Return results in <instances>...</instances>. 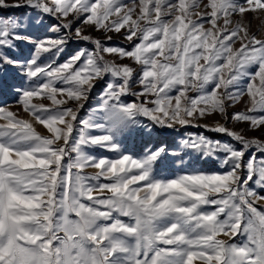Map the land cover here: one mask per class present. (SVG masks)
I'll return each instance as SVG.
<instances>
[{"label": "snow or ice", "instance_id": "6c2138e0", "mask_svg": "<svg viewBox=\"0 0 264 264\" xmlns=\"http://www.w3.org/2000/svg\"><path fill=\"white\" fill-rule=\"evenodd\" d=\"M11 8L32 9L35 24L49 17L48 30L64 35L37 39L24 19L0 15V91L32 118L0 106V264H264V39L244 24L264 14V0H0ZM77 21L132 47L107 46L73 29ZM73 40L94 48L57 64ZM21 43L32 45L27 58ZM125 59L132 64L117 62ZM97 81L100 102L83 118ZM244 96L246 110L230 114ZM212 114L224 123L203 127L231 141L200 135L182 145L222 154V171L165 179L157 165L173 154L166 144L145 145L142 157L122 149L121 138Z\"/></svg>", "mask_w": 264, "mask_h": 264}, {"label": "rangeland", "instance_id": "374dc122", "mask_svg": "<svg viewBox=\"0 0 264 264\" xmlns=\"http://www.w3.org/2000/svg\"><path fill=\"white\" fill-rule=\"evenodd\" d=\"M16 0H9V3H15ZM22 2V0H21ZM125 4L131 5L132 0H123ZM138 2V0H137ZM205 3L208 0H204ZM203 11V7L201 8ZM0 15L5 17H15L17 19H24L27 23L28 27L26 31L31 33L34 38L43 39L44 37H52V38H59L60 36L64 35L63 32L56 33L48 30V26L53 24L54 21L47 16L43 17L41 24H35L32 21L36 17V13L33 12L32 9L29 8H11L0 10ZM115 18V17H113ZM239 19V17H236ZM245 26L249 27L250 32L252 34L257 35V38L264 39V14H256L255 16L252 13H248L244 18ZM75 27H81V30L84 34L90 35L93 38L100 39L105 45L107 46H122L126 48H131L132 45L126 41L121 34H116L113 32L105 34L103 31H97L94 27L89 25H83L80 21H77L73 29ZM107 36H112V39L109 41L107 40ZM20 47V56L22 58H27L30 53L32 52V45L30 44H23L19 45ZM234 47H239V43L234 45ZM80 48H94V45L89 42L84 41H69L66 50L62 53L57 59L56 63H63L68 56L75 54ZM107 59H113L111 56H106ZM118 63H126L132 64L131 61L125 59L123 61L117 60ZM133 67H137L136 65H132ZM250 71L255 72L256 68L253 67ZM15 83L19 86L22 83V78L15 77ZM60 85H58L59 87ZM104 88V81H97V86L93 89L88 102L85 104L84 108L80 112V116L83 118H87L89 113L97 107L100 102V97L102 94V90ZM175 94V93H173ZM192 95V93H190ZM59 98V97H58ZM134 97H127L126 100L131 102ZM17 95L11 91H0V106H8L10 110L17 112L20 117L24 119L31 120L32 118L29 116L28 113H25L22 109V106L17 104ZM34 103H44L45 105L50 104L51 102L46 98L43 100L37 99ZM69 106L75 107V105L69 101ZM248 106V97L244 96L240 103L235 105L232 108H229V113L236 111H244ZM144 123H149L146 118H141ZM34 127L36 128L37 132L42 135H50L47 130L42 126L32 121ZM217 122L224 123L223 118L219 114H212L206 116L205 118L194 120L192 125L186 127L177 126V129H160L154 130L153 135L148 137L146 135L141 134H133L127 136L122 139V149L125 151L126 154H130L133 157H142L144 154L145 145L151 144L152 148L159 146L160 144H166L168 149L171 151V155L165 157L162 164L157 165L158 174L161 178L170 179L174 176L180 175L184 172H191V171H203V172H216L222 171L221 168V160L222 154L220 156L209 158L204 157L197 152L190 150L182 145V141L186 139H195L196 137L203 135L213 141H221V142H228L231 141V138L216 133L213 131H209L207 128L203 127V125H208L210 127H215ZM195 125H200L197 127ZM228 126L233 128L236 131H242V134H245L247 137H261V132L257 130H248V125L244 123H237L234 121L229 120ZM73 135H76L75 133ZM264 138V137H261ZM234 143V141H232ZM94 155H103L108 156L110 158H116L118 153L114 152H101L99 150H93ZM88 173H94L97 170L94 168H88L85 170ZM107 195V193H104ZM264 194V193H262ZM260 204L264 205V201H261ZM211 210V209H209ZM126 222L128 218H122ZM220 239H224L231 242H239L240 237H236L235 241L230 240L229 237L220 236ZM194 264H202L201 261L196 260Z\"/></svg>", "mask_w": 264, "mask_h": 264}]
</instances>
